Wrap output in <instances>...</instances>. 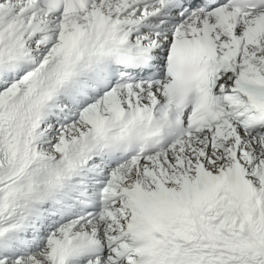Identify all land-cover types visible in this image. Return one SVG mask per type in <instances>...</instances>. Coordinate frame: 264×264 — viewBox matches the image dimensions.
Returning <instances> with one entry per match:
<instances>
[{
	"label": "snow or ice",
	"instance_id": "obj_1",
	"mask_svg": "<svg viewBox=\"0 0 264 264\" xmlns=\"http://www.w3.org/2000/svg\"><path fill=\"white\" fill-rule=\"evenodd\" d=\"M0 264H264V0H0Z\"/></svg>",
	"mask_w": 264,
	"mask_h": 264
}]
</instances>
